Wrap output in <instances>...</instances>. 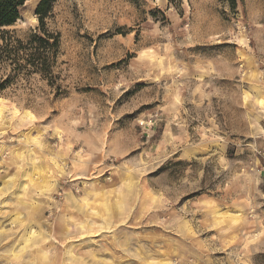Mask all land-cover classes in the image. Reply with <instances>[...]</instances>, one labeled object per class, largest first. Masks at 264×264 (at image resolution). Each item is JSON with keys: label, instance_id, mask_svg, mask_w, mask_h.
Segmentation results:
<instances>
[{"label": "rangeland", "instance_id": "1", "mask_svg": "<svg viewBox=\"0 0 264 264\" xmlns=\"http://www.w3.org/2000/svg\"><path fill=\"white\" fill-rule=\"evenodd\" d=\"M38 2L0 30L26 43ZM44 23L47 77L0 67V264H264V0H55Z\"/></svg>", "mask_w": 264, "mask_h": 264}, {"label": "trees", "instance_id": "2", "mask_svg": "<svg viewBox=\"0 0 264 264\" xmlns=\"http://www.w3.org/2000/svg\"><path fill=\"white\" fill-rule=\"evenodd\" d=\"M27 0H0V29L14 25L19 19V8ZM55 0H39L35 15L38 18V31L31 32L26 43L11 35V32L0 30V67L4 61L24 68L29 73L46 76L50 73L52 60L55 59L59 45V36L48 33L44 20L48 16ZM234 3V0H228ZM16 78H0V91ZM49 80V78H43Z\"/></svg>", "mask_w": 264, "mask_h": 264}]
</instances>
